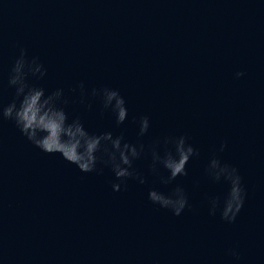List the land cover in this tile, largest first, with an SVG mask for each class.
Here are the masks:
<instances>
[{
  "label": "water",
  "instance_id": "95a60500",
  "mask_svg": "<svg viewBox=\"0 0 264 264\" xmlns=\"http://www.w3.org/2000/svg\"><path fill=\"white\" fill-rule=\"evenodd\" d=\"M21 49L44 71L28 84L61 89L69 120L143 145L130 171L145 182L129 177L113 191L110 165L83 173L0 120V264H264V0H0L4 105ZM104 88L125 101L120 125ZM180 136L196 155L187 175L162 183L169 172L151 170L152 150L174 153L164 140ZM213 157L242 178L232 223L220 217L227 183L206 172ZM176 187L188 201L179 216L148 198Z\"/></svg>",
  "mask_w": 264,
  "mask_h": 264
},
{
  "label": "clouds",
  "instance_id": "9594fccd",
  "mask_svg": "<svg viewBox=\"0 0 264 264\" xmlns=\"http://www.w3.org/2000/svg\"><path fill=\"white\" fill-rule=\"evenodd\" d=\"M37 73L42 77L44 71L42 65L35 59H25V52L20 50V55L14 61L10 70L8 85L15 89V97L7 105L0 102V120L13 121L22 136L32 145L46 154H59L65 161L75 165L81 172L90 173L96 170L97 162L110 165L114 176L119 183H113V191H119L121 183L129 177L138 178L143 184L142 177H137L132 169L133 160L137 159L143 151V145L122 143L123 137L113 138L110 132L99 135L90 134L78 117L69 120V116L62 105L67 100H62V90L45 95L43 88L30 86L26 77ZM244 73L237 72V78ZM83 89V86H80ZM93 96L97 90L93 89ZM102 96V105L105 109H111L115 115L117 125L122 124L127 117L125 101L118 91L104 88L99 93ZM18 101V102H17ZM149 127L146 116L139 119V135H143ZM165 144L174 146V153L167 151L161 157L156 150H152L151 170L157 171V165H162L169 172L167 179L161 177L162 183H170L177 176L187 175L185 165L190 157L196 155L193 147L186 142L184 136L166 138ZM225 145H220L223 151ZM106 157L107 159H104ZM212 179L219 181L223 177L228 185V190L223 197L220 217L222 220L232 223L244 204L245 190L242 178L235 167L221 164L213 157L206 169ZM149 200L158 204L161 208L169 209L175 216H179L188 206L187 197L182 188L176 187L172 193L165 195L156 190L148 192ZM210 214L214 215L220 206V198H212L210 201ZM230 254L238 258V254L229 250Z\"/></svg>",
  "mask_w": 264,
  "mask_h": 264
}]
</instances>
